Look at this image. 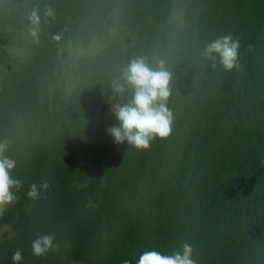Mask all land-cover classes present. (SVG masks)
I'll return each mask as SVG.
<instances>
[{
  "label": "trees",
  "instance_id": "obj_1",
  "mask_svg": "<svg viewBox=\"0 0 264 264\" xmlns=\"http://www.w3.org/2000/svg\"><path fill=\"white\" fill-rule=\"evenodd\" d=\"M227 34L241 44L231 72L202 55ZM136 57L173 76L172 133L147 151L107 134L132 95L112 81ZM5 140L23 187L0 216V264L17 249L20 264H136L185 243L196 264H264V0H0ZM44 234L56 248L36 257Z\"/></svg>",
  "mask_w": 264,
  "mask_h": 264
},
{
  "label": "clouds",
  "instance_id": "obj_2",
  "mask_svg": "<svg viewBox=\"0 0 264 264\" xmlns=\"http://www.w3.org/2000/svg\"><path fill=\"white\" fill-rule=\"evenodd\" d=\"M45 15L54 18V10L48 7ZM28 20L32 25L30 35L38 39L40 25L38 8H33ZM53 39L59 41L60 36L55 35ZM240 48V41L227 34L207 43L202 55L214 62L215 58L219 57L223 69L231 72L239 66ZM172 82V73L163 59H158L153 66L145 57H136L121 69L119 77L112 81L113 92L116 96H123L131 89L132 95L128 102H116L111 108L118 126L109 127L107 134L116 144L127 142L137 150L147 151L155 139H166L171 135L174 117L168 107V101L172 95ZM8 147L6 140L0 141V216L19 202L18 193L23 187V181L12 175L17 162L5 155ZM49 187L47 180L42 181L39 186L33 183L26 195L29 199L37 200L41 197L42 191H47ZM54 240L52 234H44L33 240L31 244L33 255L45 257L56 248ZM22 258V251L17 249L12 256L13 264H20ZM123 264H132V261L124 260ZM136 264H196V261L193 259L192 246L185 243L182 251H173L171 254L155 249L143 250Z\"/></svg>",
  "mask_w": 264,
  "mask_h": 264
},
{
  "label": "rangeland",
  "instance_id": "obj_3",
  "mask_svg": "<svg viewBox=\"0 0 264 264\" xmlns=\"http://www.w3.org/2000/svg\"><path fill=\"white\" fill-rule=\"evenodd\" d=\"M16 51H14V53H15ZM16 55L19 57V58H22V57H24L23 56V53L21 52V53H16ZM6 229H2L1 231H0V236L2 235V233L5 231ZM8 230V229H7Z\"/></svg>",
  "mask_w": 264,
  "mask_h": 264
}]
</instances>
